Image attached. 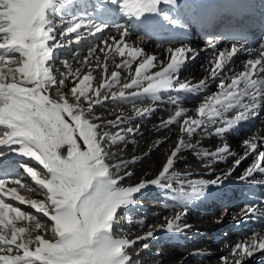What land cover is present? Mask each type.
Wrapping results in <instances>:
<instances>
[{
    "label": "snow or ice",
    "instance_id": "1",
    "mask_svg": "<svg viewBox=\"0 0 264 264\" xmlns=\"http://www.w3.org/2000/svg\"><path fill=\"white\" fill-rule=\"evenodd\" d=\"M70 2L71 0H0V146H3L0 148V264H136L126 249L141 239L153 237V226L149 225L144 236H137L133 240L115 238L114 227L120 224L122 215H127L118 214V210L142 203L137 194H142L149 186L176 192L181 204L186 206L194 199L206 195L213 198L215 194L207 192L208 186H219L223 182L224 177L218 175L211 181H187L190 191H185V181L179 182L181 186L178 189L173 188V177L178 176L177 173L170 172L174 167V158L181 146L193 147L191 143L181 139L156 178L141 179L132 186L122 185L120 181L132 177L133 173L124 171L120 174L127 168V162H106L117 155L109 154L106 142L114 143L117 138L124 141L125 136L119 133L110 136L109 132L103 130L102 124L93 122L100 119L93 111L95 105L109 99L108 93L103 90L110 91L114 85L120 84V73L113 71L109 80L93 87L91 71L81 76L79 69H73L64 61L66 71L56 69L59 72L58 79L53 71L54 64L51 63L55 60L54 49L71 42L57 39L58 27L67 23L68 26L62 28L59 36L63 38L75 33L76 44L80 43L85 32L96 36L112 28L117 35L105 34L100 37L103 46L99 47V52L104 55L105 60L109 53L127 57L123 63L116 64V67L131 70L133 63L143 57L134 73L129 72L131 79L122 84V90L112 93L113 100L125 98L135 107V100L132 98L147 97L152 101H161V93L169 90H203V80L199 82V88L190 87L187 81L179 80L178 74L191 49L186 46L169 49L171 55L166 66L150 74V69L157 66L154 63L157 57L149 56L144 49L128 43L126 38L131 35L129 27L114 21L113 16L119 14L137 21L144 17L141 26L147 34L157 29V18L161 16L169 25L184 29L189 23L200 20L206 21L209 26L217 24L222 19L221 10H211L197 2L185 7L182 15L173 18L168 12L162 11L161 5L179 10L182 5L178 0H97V11L102 13L103 18L89 12L81 13L78 19L73 17L65 21L62 13ZM81 29L84 31H80ZM52 41L55 43H50ZM217 43L215 39L207 41L208 47L214 50ZM260 48L259 58L246 62L247 70L231 79L228 85L230 90L223 93V98L215 94L204 97L205 102L197 109L200 118L184 119L182 123L168 119L161 122L162 126L180 123L181 131L189 137L200 128L205 132L211 129L217 137H221L241 121L247 120L249 114H257L264 104V76H259L264 73V43ZM237 51L236 47H232L230 51L218 53L212 69L213 77L216 76V70L222 69ZM93 56L97 61L96 67H103L107 72L108 65L100 62L95 44L82 62L90 65ZM12 63L18 66L9 67ZM159 63L162 64L163 61ZM253 75L259 78L253 79ZM69 76L75 78L68 90L71 96L65 94L55 98L54 94L65 86V80ZM224 87V83L219 84L220 89ZM127 89L134 90L126 96L124 90ZM244 97H250L251 102L241 103ZM85 102L87 107H84ZM233 110H236L233 118L228 119L226 113ZM135 111L136 115H144L151 113L153 108H136ZM185 111L184 108H178L175 117H181ZM124 122L118 117L114 121H106V124L116 126ZM121 131L128 134L136 130L129 126ZM256 139L264 143V137L243 141L248 150L245 156L250 152H257ZM220 152H228V146L225 144L216 152H205L204 155L216 157ZM8 153H15L42 166L43 175L30 166L27 160L18 164L22 172L12 175L10 165L4 160ZM262 161L264 151H259L255 162L240 178L246 179L257 171L264 173V167L260 166ZM239 163V160L235 161L236 165ZM25 174L46 190V200H26L20 194L18 189L25 187L22 182ZM230 174L228 172L224 176ZM5 198L18 201L19 204H28L47 217L55 239L45 238L49 228L45 227L44 221L37 220L21 208L6 202ZM242 212L255 214L257 208L249 204ZM185 214L186 207L174 217H166L167 225L160 227H166L169 233L183 230L187 225L179 222ZM21 221L28 225L34 223V228L18 226ZM34 230L40 234L33 235ZM142 248L148 249L149 244L144 243ZM257 251H264V237L257 240L253 236L249 240L238 241L229 253L234 259L230 260L225 256L221 260L224 264H243L245 258L252 257ZM136 255L139 256V251Z\"/></svg>",
    "mask_w": 264,
    "mask_h": 264
},
{
    "label": "bare ground",
    "instance_id": "2",
    "mask_svg": "<svg viewBox=\"0 0 264 264\" xmlns=\"http://www.w3.org/2000/svg\"><path fill=\"white\" fill-rule=\"evenodd\" d=\"M80 3L79 12L83 14L91 12L96 17L103 18L102 13L97 11V0H80ZM258 4V0H248V5L246 7L254 10L258 7ZM187 6L188 5H182L179 10H173L171 6L167 5H161V8L164 12H168L173 16V18H175L176 16L182 15L184 8ZM106 7L110 6L106 5ZM77 16L75 17L78 19L80 15ZM254 17L257 18V15L255 14ZM113 20L124 23L129 27L131 35L126 38L128 43L135 47L144 49V52L149 56L154 55L157 57V61H154L157 66L150 69V74H154L155 72L162 70L163 66H166L171 55L168 51L169 49L175 50L176 48L186 46L192 51L186 54L185 63L182 65L178 74L179 80L187 81L190 87L196 86V88H199L200 81L203 80L205 82L203 90H194L193 92H185L184 90L176 92L169 90L166 93H161L163 98L161 101H152L147 97L143 99L132 98L135 100V107L133 106V103H130L129 106H120L116 109H111L110 107L108 114L103 117L99 116V120H94L95 123L102 124L103 130L107 132L111 129H126L129 126L136 130L134 133L128 134L124 132L123 135L125 136V140L118 150L121 152L129 151L131 156L127 157L128 160L137 159L138 161L140 160V162H143L141 165L133 166L132 171H135V167H144V165L147 166L145 169L141 170V172L137 171V180L135 182L126 184L125 186L135 185L141 179L150 180L156 178L158 173L162 170V167L166 163L168 157L177 148L181 139L191 143L193 147L184 148L181 146L180 152L177 153V157L174 158V167L170 170V172L178 174V176L173 177V182L177 185V188L173 185L174 189H178L181 186L179 183L180 181H185L183 187L185 191H190V185L187 181H211L218 175L224 177L223 182L219 186H208L207 192L215 194L213 198H208L206 195L205 197L194 199L186 206L181 204L176 192H168L157 186L147 187L142 194H145V196L148 197L145 202H149L148 204L151 207H154V210H150L146 213L147 218L150 219V223H137V225L133 226V229L140 230L141 233H136L137 236H144L149 230V225L153 226L152 230L154 236L146 240L141 239L140 242L142 244L149 241H152V244H156L162 238L169 235L167 238H170L171 243L176 246L177 250L175 251H178V259L173 262H171L168 258L164 259L167 264H224L221 257L228 256L230 260L234 259L229 256V253L238 241H246L251 239L253 236H256L257 240L264 237V173L257 171L251 176H247L246 179L242 180L240 178L245 175L246 170L249 168L247 165L243 168L244 170L240 172L242 167L241 163L249 158L251 159V162L254 163L257 153L259 151H264V143H262L260 139H256L255 142L257 143V152H250L247 156H245L244 154L248 150L243 144V141L247 139L264 137V123L260 128L255 129L248 137L246 136L245 138H241L240 136V132L247 131L252 128L253 125L257 124L258 121L262 120L264 116V104L261 105L257 114H249V118L247 120L241 121L238 125H235L233 129L229 130L221 137H217L213 132H211V129L208 132H205L203 128L197 129V131L189 137L187 133L181 131L180 123H172L167 126H162L161 122L168 119H174L179 120L182 123L184 119L200 118L198 116L197 109L201 103L205 102L204 97L215 94L223 98V93L230 90L228 85L230 84L231 79L247 70L248 65L246 62L250 59L259 58L261 51L260 45L263 42L255 44L252 48L253 51L249 52L248 49L251 47H247L245 42L237 43L228 41L223 35L215 33V29L219 24L212 25L213 27L210 31L202 32L199 30L197 22L194 21L189 23L186 28V34L171 39V33L175 30V26L169 25L167 29H158L146 34L145 29L141 26L140 22L135 19H129L116 14L113 16ZM241 20L242 19H240V21ZM231 22L232 19L229 18L228 23L232 24ZM247 24L250 25L251 21L248 20ZM232 26L235 27V25ZM60 31H58V34ZM80 31L84 30L81 29ZM73 34L76 36L75 33ZM105 34L109 36L117 35L115 30L112 28L106 29L104 33L97 34L96 36H92L91 34L85 32V35L81 37L80 43L75 44V46H69L67 48L68 50L66 52V56L60 58L55 66H57L56 69H59L60 71H66L64 61H67L73 69H79L81 71V76L88 74V72L91 71L93 76V87H97L100 83L109 80L113 71L119 72L122 79L120 85L113 86L110 91L108 89L103 90L109 95V99L104 101L110 105L109 102L115 101L111 98L112 93H118L122 90V84L131 79L129 72L131 71L134 73L135 68L141 62L143 57L138 58L133 63L131 70L127 68L123 69V67L117 68L116 64L123 63L124 59L127 57L122 58L118 55H114L113 53H109L108 59L105 60L104 55L99 52V47L103 46L100 41V37ZM163 35H166V40L160 39ZM210 39L218 41L217 48L215 50L207 45V41ZM70 40L75 42L72 37H68L66 42ZM83 44L88 45L90 49H82L81 46ZM94 44L96 45V54L100 57V62L102 64L107 63L108 65L107 72L104 71L103 67H96L97 61L95 56L92 57L90 65H86L82 62L84 58L88 56V53ZM232 47H236L238 49L237 53L230 61H227L224 64L222 69H217L216 76L213 77L212 69L214 68L216 56L220 51H230ZM205 54H207V58H205L206 60H203L202 62ZM113 61H115V63ZM159 61H163V63L161 64ZM74 62H77V65L73 66L72 63ZM201 62L202 64L200 65ZM187 66L189 67L187 68ZM57 75H59V72H57ZM259 76H264V73H260ZM259 76L253 75L252 78L258 79ZM74 79L75 78H68V80L65 81V86L60 89V92L55 93V98H59L65 94L70 97L71 94L68 90L72 86ZM220 83H224V89L219 88ZM133 90L134 89H127L124 91L128 95V93ZM170 97L172 99H170ZM195 97L201 98L196 100ZM250 102V97H244L241 101V103ZM149 106L153 108L151 113L136 115V108ZM84 107L87 106L84 104ZM178 108H184L186 110L181 117H175V111ZM235 111L236 110L226 113L227 118L232 119ZM118 117L125 121L120 124L121 126L106 124V121H114ZM149 118H154L155 121L147 123L146 120ZM225 144L228 146V152H220L216 157H213L212 155H204L205 152H216L218 148H223ZM161 146L162 148H160ZM157 151L158 153H156ZM229 151H234L236 154V159L234 161L230 156ZM148 157L154 159L152 164H148L146 162ZM4 160L5 163L14 167L11 173L15 174L17 173L15 169L18 167V164L25 162L27 158L19 157L15 153H8L4 157ZM237 160L240 161L238 165L235 164V161ZM27 162L30 166H34V164L36 165L33 161L27 160ZM162 162L163 165H161ZM260 166L264 167V161L260 162ZM228 172L231 174L225 177L224 174ZM22 182L25 184V187L22 188L23 193H27V199L32 200V195L37 192V189L32 185L33 181L25 174ZM149 189L156 190V192L160 191V193L159 195L158 193H146ZM29 194H31V196H29ZM41 195V193L37 194L36 197ZM5 199L6 202L12 203L13 206L19 207L24 212L29 213L25 209L26 204H19L18 201L8 200L7 198ZM222 202L226 203V210L229 214V216H227L229 218L228 220L218 219L216 221L215 219L213 220V218L207 216V214L203 211H198V208H201L204 205H209L215 208L221 205ZM249 204H252L257 208V212L255 214H244L242 212V209ZM165 205H168L169 207H165ZM158 206L162 207V209H157ZM185 207L186 214L182 217L179 223L181 225H187V227H184L183 230L179 232L173 233H169L166 230V227H160L161 225H167L168 221L165 219L166 217H174L177 212L184 211ZM189 212L191 213L190 215ZM29 214L33 215L37 220L44 221L45 227L49 228L47 233L50 236L52 235L49 227L51 223L45 221L48 219L47 217H44L42 213L37 211L33 213L30 212ZM252 223H254L257 227L254 228V233L251 234L248 232V226ZM18 226H29L34 228V223L33 225H28L26 222L21 221L18 222ZM221 228H224L223 232H228L231 237L230 242L224 245H217L218 243L215 242L214 239L202 244V247H199V241H197L199 244L197 243L196 247L191 246V244L188 243L189 241L183 242V237L186 236V233L195 235L200 232L211 234L213 236L216 235L215 237L217 238L221 235V233L219 234L218 232V229L221 230ZM247 233H249V236H247ZM185 239L187 238L185 237ZM133 255H136V253ZM243 264H264V251H257L252 257L245 258Z\"/></svg>",
    "mask_w": 264,
    "mask_h": 264
},
{
    "label": "rangeland",
    "instance_id": "3",
    "mask_svg": "<svg viewBox=\"0 0 264 264\" xmlns=\"http://www.w3.org/2000/svg\"><path fill=\"white\" fill-rule=\"evenodd\" d=\"M79 3H80V0H71V2L65 6V10L62 13L63 19L65 21L71 20L73 17H75L77 15H80L81 12H79L80 11L79 10L80 9L79 7H80V4L81 3L80 4ZM58 19H59V17H58ZM67 26H68V24L65 23L64 25H62V26H60V27L57 28V30H56L57 39H63L64 41H66L68 37H72V39H74V37H75L74 34L67 35V36H65L63 38H61L59 36L58 31H60L61 28H65ZM50 43H55V41H52ZM75 44L76 43L74 41L73 42L71 41L69 44L65 43V46L62 47V48L54 49V57H55V60L53 62H51V63L54 64L53 71H54V73L56 75H57V72H56L57 66H55L56 63L60 60V58L66 56V52L68 50L67 48L69 46H71V45L72 46H75ZM81 48L82 49H90V47L88 45H86V44H83L81 46ZM0 51H2V50H0ZM15 55L18 56V54H15ZM205 58H207V54H205V56L203 57L202 62H203V60L204 61L206 60ZM202 62L200 63V65L202 64ZM72 65L73 66L74 65H77V62L72 63ZM8 66L14 68V67H17L18 65L15 64V63H12V64H9ZM188 67L189 66H187V68ZM57 78L58 79L60 78L59 75H57ZM69 78H74V77L69 76ZM66 80H68V79H66ZM121 81H122V79H121ZM119 85L120 84L114 85V86H119ZM54 96H56V95L54 94ZM126 96H127V94H126ZM195 98H196V100H199L201 97H195ZM109 103H110V105H108L107 102L104 101V102H102V104L95 105L93 111L96 113V115H98L100 117H103L106 114H108L110 107H111V109H114V108L116 109V108H118L120 106H129L130 105V103L125 98H118L115 101H111ZM84 104L87 106L86 102ZM146 121H147V123H152L153 121H155V119L154 118H149ZM263 123H264V116H263L262 120L261 121H258L257 124L253 125L252 128L248 129L245 132H243V131L240 132L241 138H245L246 136L248 137L255 129L260 128L263 125ZM118 126H121V125H118ZM121 129L122 128H119V129H111L109 131L110 136H116L117 133H119L120 135H123L124 132L121 131ZM122 143H123V141H120L118 138H117V140L114 143L106 142V144H107V151L109 152V154H112V153L117 154L116 157L113 160L106 161V162H108L110 164L111 163H120L121 161L127 162V168L123 169L120 174H123L124 171H131L133 173V176L132 177H128V178H126L123 181H120V183L125 186L126 184H131V183L135 182L137 180V173L138 172H141V170L145 169V167L147 165H144V167H142V166L135 167V171H132V167L133 166L141 165V164H143V162H140V160L138 161L137 159H134V160L133 159L132 160L129 159L128 160L127 157L131 156V154L129 153V151H127V152L126 151L125 152H121V151L118 150V149H120ZM81 146L83 148L82 142H81ZM162 146L160 148H162ZM2 147L3 146H1L0 148H2ZM229 152H231V151H229ZM156 153H158V151ZM231 153L232 154L230 156L233 158V161H234L236 159L235 158L236 154L234 153V151H232ZM133 161H136V162H133ZM146 162L148 164H152L154 162V159L148 157ZM163 162H162L161 165H163ZM241 164H242V167H241L240 172H242L244 170L243 168H245L247 165H248V167H250L253 164V162H251V159L249 158L246 161L242 162ZM161 165H160V167H161ZM10 167H11V171H12L14 167L13 166H10ZM33 167L37 171L41 172V175H43L42 166H40L38 164H36V165L34 164ZM111 170L113 172H115L114 169H111ZM15 171L16 172H22V169H20L19 167H17L15 169ZM11 174L12 175H15L16 173L15 174L14 173H11ZM32 185L37 189L36 190L37 191L36 192L37 194H40V193L42 194L41 195L42 197L41 196L36 197L37 194L34 193L33 194L34 196L32 195L33 199L46 200V197H47L46 190L40 188V186L39 185H36L34 181L32 182ZM173 185H175L174 187L177 188V185L175 183ZM18 191L20 192L21 195H23L26 198V200H29L26 197L28 194L25 193V192L23 193V189L22 188L21 189H18ZM146 193H152V194H157L158 193V195H159L160 191L159 192H156V190L149 189ZM137 195H138V199L140 201H142V203H139L137 206H129L128 209L118 210V214L127 213V215H122L121 216L120 224L114 227L113 235H114L115 238H127L129 240H133V239H135L137 237L136 233H141L140 230H134L133 229L134 228L133 226L137 225V223H140V222H142V223L144 222L146 224H147V222L150 223V219L147 218L146 213L148 211H150V210H154V207H151L148 204L149 202H147V203L145 202L148 199V197H146L145 194H137ZM29 196H31V194H29ZM25 209L29 213L30 212L31 213L36 212V210L33 209L28 204H26ZM157 209L160 210V209H162V207H159L158 206ZM198 211H203L204 213L207 214V216L213 218V220L215 219L216 221L218 219H220V220H228L229 219L227 217V216H229V214H228V212L226 210V203H223V202L221 203V205H219V206H217L215 208L214 207H211L209 205H204L203 207L198 208ZM190 214L191 213L189 212V215ZM45 221L50 222L48 219L45 220ZM250 227H251L250 230L252 232L249 230ZM256 227L257 226H255L254 223L249 224V226H248V232L251 233V234L254 233V228H256ZM121 229H123V231H121ZM223 229L224 228H221V230L218 229L219 230L218 232H219V234L221 233V235H219L217 238L215 237L216 235L213 236L211 234H205V233H200V232H198V234H195V235H191L190 233H188L189 234L188 235L186 233L185 234L186 236L183 237V242H188L189 241L188 243L191 244V246L196 247V244L198 243L197 241H199V243H200V246L199 247H202V244L207 243V242L211 241L212 239H214L215 242L218 243L217 245H224V244L230 242L231 237L229 236V233L228 232H223ZM249 233H247V236H249ZM36 234H40V233L39 232H36V231H33V235H36ZM167 236L169 237V235H167ZM167 236L164 237V238H162L156 244L155 243L152 244V241L144 242V243H148L149 244V248L148 249L142 248V245L144 243L142 244L140 242V240H139L131 248L126 249V251L133 258V260L136 262V264H167L166 261H164V259H167V258L170 259L171 262H173L174 260L178 259V255H177L178 251H175V250H177L176 249V246H174V244L171 243V241H170L171 239L170 238H167ZM185 237L187 239H185ZM188 237H189V239H188ZM45 238L46 239H50V240H54L55 239V236H54L53 233H52L51 236L48 233H46L45 234ZM197 248H198V245H197ZM137 251H139V256L133 255V254L137 253Z\"/></svg>",
    "mask_w": 264,
    "mask_h": 264
}]
</instances>
